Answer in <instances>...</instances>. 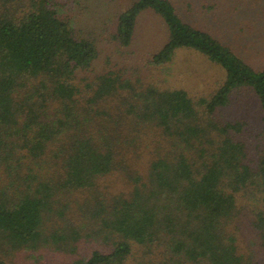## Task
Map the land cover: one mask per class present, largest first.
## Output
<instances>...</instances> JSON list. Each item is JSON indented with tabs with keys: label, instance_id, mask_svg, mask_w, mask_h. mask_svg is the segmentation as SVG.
Listing matches in <instances>:
<instances>
[{
	"label": "trees",
	"instance_id": "16d2710c",
	"mask_svg": "<svg viewBox=\"0 0 264 264\" xmlns=\"http://www.w3.org/2000/svg\"><path fill=\"white\" fill-rule=\"evenodd\" d=\"M17 2L0 0V264H264V149L248 144L245 121L214 118L242 87L264 111V69L173 0H134L117 16L121 47L151 10L168 31L151 63L198 51L223 83L196 102L117 72L80 79L95 41L51 1Z\"/></svg>",
	"mask_w": 264,
	"mask_h": 264
},
{
	"label": "rangeland",
	"instance_id": "374dc122",
	"mask_svg": "<svg viewBox=\"0 0 264 264\" xmlns=\"http://www.w3.org/2000/svg\"><path fill=\"white\" fill-rule=\"evenodd\" d=\"M41 0H18L14 8L27 11ZM59 15L68 19L80 36L95 41L100 56L86 76L117 72L135 85L159 89H183L194 101L210 97L226 78L224 70L198 51L180 48L173 61L162 67L151 63L168 39L167 27L153 11L143 13L134 44L121 47L113 38L117 16L134 0H49ZM183 19L207 30L256 71L264 69V0H173ZM82 83V82H81ZM264 111L259 97L247 87L234 91L229 104L217 111L220 123L243 120L247 142L252 148L262 146ZM144 160L141 161L143 165ZM120 179L110 189H123ZM122 191V190H121ZM49 256L56 258L53 253ZM26 253H17L26 261ZM28 261L30 259L28 258ZM32 261V260H31Z\"/></svg>",
	"mask_w": 264,
	"mask_h": 264
}]
</instances>
